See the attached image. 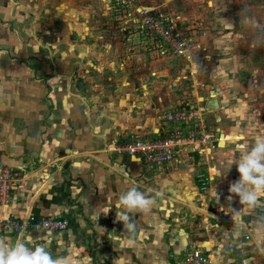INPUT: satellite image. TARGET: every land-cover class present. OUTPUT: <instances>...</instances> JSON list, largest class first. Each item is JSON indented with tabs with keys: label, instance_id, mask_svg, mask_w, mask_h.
<instances>
[{
	"label": "crops",
	"instance_id": "0c3cea01",
	"mask_svg": "<svg viewBox=\"0 0 264 264\" xmlns=\"http://www.w3.org/2000/svg\"><path fill=\"white\" fill-rule=\"evenodd\" d=\"M76 2L0 0V172L14 174L2 213L68 222L59 232L33 229L18 236L5 230L0 237L14 242L30 234L72 264H183L184 254L196 247L215 264H264V245L255 238L257 228L264 231V197L253 207L242 205L229 192L240 178L236 165L222 167L236 145L222 147V139L214 146L210 140L197 148L188 144L166 166L120 151L122 142L164 135L167 126L157 114L163 105L154 104L151 92L128 95L124 71L111 89L82 84L78 51L87 50L79 48L96 46L83 44L82 31L97 25L70 18L87 14ZM96 53L84 61L92 63L90 75L101 79L105 72ZM69 63L73 70H66ZM205 91L221 111V99L207 84ZM163 93L159 100H170ZM133 186L151 189L154 203L147 212L127 213L135 225L130 231L116 212L125 211L117 207L119 194Z\"/></svg>",
	"mask_w": 264,
	"mask_h": 264
},
{
	"label": "rangeland",
	"instance_id": "374dc122",
	"mask_svg": "<svg viewBox=\"0 0 264 264\" xmlns=\"http://www.w3.org/2000/svg\"><path fill=\"white\" fill-rule=\"evenodd\" d=\"M78 1L87 14L70 18L97 25L82 31L84 37L79 35L83 44H96L80 46L87 50L84 55L78 51L81 62L76 66L81 67L79 76L86 88L96 84L111 89L121 82L117 73L124 71L128 95L138 98L143 91L151 92L154 104L163 105L159 117L187 102L203 108L213 146L220 139L222 147L249 143L250 135L264 130V0H130L129 7L116 0ZM143 11L162 13L167 19L161 28L168 35L152 30ZM93 51L100 52L99 70L110 77L109 84L104 74L101 79L90 75L92 63L84 59ZM106 57L113 59L107 62ZM68 66L66 70H73L75 65ZM205 84L213 97L221 99V111L207 101ZM162 92L170 100H159Z\"/></svg>",
	"mask_w": 264,
	"mask_h": 264
},
{
	"label": "built area",
	"instance_id": "2783aa9c",
	"mask_svg": "<svg viewBox=\"0 0 264 264\" xmlns=\"http://www.w3.org/2000/svg\"><path fill=\"white\" fill-rule=\"evenodd\" d=\"M117 4L129 7L130 0H116ZM146 21L152 30L163 32L161 25L164 21L162 13L152 15L143 11ZM204 109L187 102L180 108H172L162 116L163 123L167 126L164 135L145 136L134 138L119 144V149L125 154L136 156L151 166H166L177 159L181 149L186 145L201 147L208 140ZM14 174L6 169L0 172V232L12 230L18 236H22L29 230L38 229L44 232L54 233L67 228L65 218L50 217L36 221L34 215L26 214L23 218L4 217L2 206L9 200V189ZM183 264H215L213 258L199 248L189 249L183 257Z\"/></svg>",
	"mask_w": 264,
	"mask_h": 264
},
{
	"label": "clouds",
	"instance_id": "9594fccd",
	"mask_svg": "<svg viewBox=\"0 0 264 264\" xmlns=\"http://www.w3.org/2000/svg\"><path fill=\"white\" fill-rule=\"evenodd\" d=\"M235 149L239 152V158H236L235 152H231L222 164V167L228 169L235 164L240 174L239 180L230 185L229 192L236 194L242 205L253 207L264 197V130L256 131L249 143H237ZM221 168L217 172L219 176L222 175ZM146 192L140 191L139 186H133L119 194L117 207L125 211L116 212V217L123 222L124 229H135L127 213L147 212L153 205L154 198L150 195L152 190ZM212 195L219 200L215 188ZM228 199L231 200L232 196ZM255 238L258 245H264V231L257 228ZM0 264H72V259L68 256L54 257L46 243H37L36 239L27 234L26 238L14 242L0 237Z\"/></svg>",
	"mask_w": 264,
	"mask_h": 264
},
{
	"label": "water",
	"instance_id": "95a60500",
	"mask_svg": "<svg viewBox=\"0 0 264 264\" xmlns=\"http://www.w3.org/2000/svg\"><path fill=\"white\" fill-rule=\"evenodd\" d=\"M212 104L214 105V107L217 109L218 108V102L216 99L212 100Z\"/></svg>",
	"mask_w": 264,
	"mask_h": 264
}]
</instances>
